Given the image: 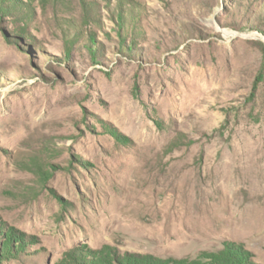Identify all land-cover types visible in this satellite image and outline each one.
<instances>
[{"label":"rangeland","instance_id":"374dc122","mask_svg":"<svg viewBox=\"0 0 264 264\" xmlns=\"http://www.w3.org/2000/svg\"><path fill=\"white\" fill-rule=\"evenodd\" d=\"M86 2L0 15V264H264V0Z\"/></svg>","mask_w":264,"mask_h":264},{"label":"trees","instance_id":"16d2710c","mask_svg":"<svg viewBox=\"0 0 264 264\" xmlns=\"http://www.w3.org/2000/svg\"><path fill=\"white\" fill-rule=\"evenodd\" d=\"M34 0H0V15L9 14L11 16V21L16 23V25L12 29V34L17 40H27L29 35L25 34V25H19L17 24L18 21H24L26 24L32 19L31 12L33 8L29 9L28 7L32 6V2ZM82 9L85 11L87 9V0H80ZM123 1L125 4H133L134 0H117V8H118V18L121 21L123 19ZM87 22V21H86ZM76 36L72 40H68V45L66 46V52H70V46H72L75 43ZM91 38V37H90ZM124 40V39H123ZM93 41L92 38L89 42ZM27 44V43H26ZM124 44V42H123ZM136 44V41H130L128 49H130L132 46ZM91 49V47H89ZM103 127L107 130V132L111 133L114 136H118V132L114 127H112L109 123H105L104 121H101ZM120 136V135H119ZM241 264V263H240Z\"/></svg>","mask_w":264,"mask_h":264}]
</instances>
